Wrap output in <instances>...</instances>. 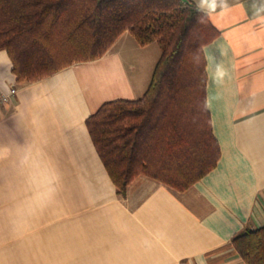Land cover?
Returning a JSON list of instances; mask_svg holds the SVG:
<instances>
[{"label":"crops","instance_id":"obj_1","mask_svg":"<svg viewBox=\"0 0 264 264\" xmlns=\"http://www.w3.org/2000/svg\"><path fill=\"white\" fill-rule=\"evenodd\" d=\"M209 16L221 155L182 191L139 174L118 194L89 133L104 101L137 98L150 80L121 43L128 31L103 56L29 83L0 50V93L16 89L0 104V264H246L232 238L264 224V0H227Z\"/></svg>","mask_w":264,"mask_h":264},{"label":"trees","instance_id":"obj_2","mask_svg":"<svg viewBox=\"0 0 264 264\" xmlns=\"http://www.w3.org/2000/svg\"><path fill=\"white\" fill-rule=\"evenodd\" d=\"M125 31L161 53L143 95L104 101L89 133L118 194L139 174L185 190L221 155L207 106L204 46L219 34L209 14L193 0H0V50L20 83L95 60ZM232 242L246 264H264V224Z\"/></svg>","mask_w":264,"mask_h":264},{"label":"rangeland","instance_id":"obj_3","mask_svg":"<svg viewBox=\"0 0 264 264\" xmlns=\"http://www.w3.org/2000/svg\"><path fill=\"white\" fill-rule=\"evenodd\" d=\"M125 43L126 46L125 48L127 49V53L130 52V54L135 58V59H141L143 60V63H141V61L137 60V69L136 71H138L141 67L143 68H148L150 65L151 69L150 71V75L152 74L154 65L161 53V46L157 41H153L151 44L148 45V47H144L143 45H140L135 37L130 33L127 32L124 39H122L121 43ZM121 45H117V48H119ZM120 49H124L121 48ZM125 50H123L124 52ZM126 53V54H127ZM149 75V73H147ZM146 74V76H147ZM149 79V78H148ZM149 83V80H147L146 78V87ZM143 91L145 90H140V92L138 91V95L142 96L143 95ZM138 96V97H140Z\"/></svg>","mask_w":264,"mask_h":264},{"label":"clouds","instance_id":"obj_4","mask_svg":"<svg viewBox=\"0 0 264 264\" xmlns=\"http://www.w3.org/2000/svg\"><path fill=\"white\" fill-rule=\"evenodd\" d=\"M227 0H200V3L196 5L197 11H203L206 15L215 12L218 8L226 6ZM205 17H199L200 22H204ZM217 77L224 76V70L222 67L217 66L216 69Z\"/></svg>","mask_w":264,"mask_h":264},{"label":"built area","instance_id":"obj_5","mask_svg":"<svg viewBox=\"0 0 264 264\" xmlns=\"http://www.w3.org/2000/svg\"><path fill=\"white\" fill-rule=\"evenodd\" d=\"M16 91L15 88H12L10 91V94H13ZM10 94L9 93H0V104L7 102L10 98Z\"/></svg>","mask_w":264,"mask_h":264}]
</instances>
